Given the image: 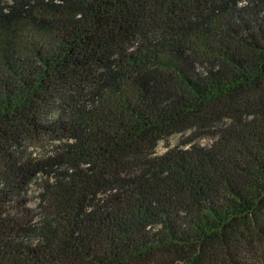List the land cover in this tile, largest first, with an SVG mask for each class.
Listing matches in <instances>:
<instances>
[{
	"label": "trees",
	"instance_id": "1",
	"mask_svg": "<svg viewBox=\"0 0 264 264\" xmlns=\"http://www.w3.org/2000/svg\"><path fill=\"white\" fill-rule=\"evenodd\" d=\"M0 264H264V0H0Z\"/></svg>",
	"mask_w": 264,
	"mask_h": 264
},
{
	"label": "rangeland",
	"instance_id": "2",
	"mask_svg": "<svg viewBox=\"0 0 264 264\" xmlns=\"http://www.w3.org/2000/svg\"><path fill=\"white\" fill-rule=\"evenodd\" d=\"M176 140H177V136H173L170 138V143L173 144L176 142ZM206 142H207L206 140H201V143H206ZM164 150H165V144L163 141H161L159 145L157 146V151L160 153V152H163Z\"/></svg>",
	"mask_w": 264,
	"mask_h": 264
}]
</instances>
